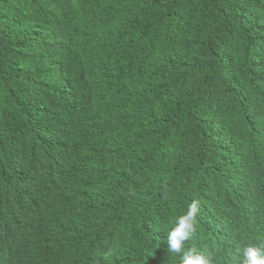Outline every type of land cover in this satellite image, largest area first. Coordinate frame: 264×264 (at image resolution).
Wrapping results in <instances>:
<instances>
[{
  "label": "trees",
  "instance_id": "16d2710c",
  "mask_svg": "<svg viewBox=\"0 0 264 264\" xmlns=\"http://www.w3.org/2000/svg\"><path fill=\"white\" fill-rule=\"evenodd\" d=\"M239 264L264 242V0H0V264Z\"/></svg>",
  "mask_w": 264,
  "mask_h": 264
},
{
  "label": "clouds",
  "instance_id": "9594fccd",
  "mask_svg": "<svg viewBox=\"0 0 264 264\" xmlns=\"http://www.w3.org/2000/svg\"><path fill=\"white\" fill-rule=\"evenodd\" d=\"M198 213L199 205L193 200L166 233L167 252L179 256L180 264H213V257L206 250L186 248V242L195 234ZM237 255L239 264H264V242L240 246L237 248Z\"/></svg>",
  "mask_w": 264,
  "mask_h": 264
}]
</instances>
